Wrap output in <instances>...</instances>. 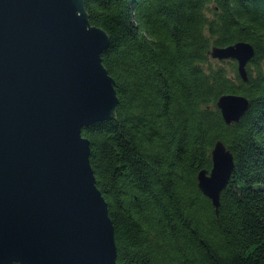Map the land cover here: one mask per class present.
<instances>
[{
    "label": "trees",
    "instance_id": "trees-1",
    "mask_svg": "<svg viewBox=\"0 0 264 264\" xmlns=\"http://www.w3.org/2000/svg\"><path fill=\"white\" fill-rule=\"evenodd\" d=\"M106 32L116 120L82 129L116 264H264V0H85ZM247 42L248 81L211 47ZM224 65H229V69ZM223 95L249 102L227 126ZM220 141L234 169L216 213L197 187ZM16 264V263H12Z\"/></svg>",
    "mask_w": 264,
    "mask_h": 264
},
{
    "label": "water",
    "instance_id": "water-1",
    "mask_svg": "<svg viewBox=\"0 0 264 264\" xmlns=\"http://www.w3.org/2000/svg\"><path fill=\"white\" fill-rule=\"evenodd\" d=\"M85 0H0V264H116L108 205L89 164L92 124L116 120L115 82L101 62L108 35L93 26ZM244 83L254 49L213 46ZM249 102L216 101L238 123ZM197 187L218 212L234 169L217 141Z\"/></svg>",
    "mask_w": 264,
    "mask_h": 264
},
{
    "label": "rangeland",
    "instance_id": "rangeland-1",
    "mask_svg": "<svg viewBox=\"0 0 264 264\" xmlns=\"http://www.w3.org/2000/svg\"><path fill=\"white\" fill-rule=\"evenodd\" d=\"M215 61H217V60H215ZM224 66L229 69V65H224ZM229 73L231 74V70L230 69H229Z\"/></svg>",
    "mask_w": 264,
    "mask_h": 264
}]
</instances>
